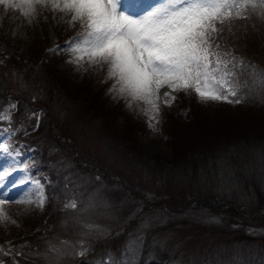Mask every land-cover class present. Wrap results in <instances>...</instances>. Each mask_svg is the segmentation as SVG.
Here are the masks:
<instances>
[{"label": "trees", "instance_id": "trees-1", "mask_svg": "<svg viewBox=\"0 0 264 264\" xmlns=\"http://www.w3.org/2000/svg\"><path fill=\"white\" fill-rule=\"evenodd\" d=\"M242 26L244 34L239 33L243 35L237 44L240 46L237 51L242 54L241 58L264 69V22L253 14L250 19L240 20L237 25H233V33L241 30ZM234 38H236L234 35L225 32L222 44L231 48L237 42L232 41ZM243 49L242 53L240 50ZM67 52L66 45L60 41L59 50L55 53L33 51L28 57L0 60V101L16 102L12 118L14 124L6 127L11 130V135L7 132L9 142L21 147L24 155L31 149L36 156L30 158V165L28 164V171L34 178L41 182L48 180L54 183V179H58L65 184L67 182L73 184L68 186L72 187L69 196H66L69 191L67 186L57 189L56 196L63 201L54 202L56 204L52 214L57 217L59 223L68 220L66 213L69 210L63 208L65 200L77 199V208H79L80 200L86 199L94 207V201L98 198L95 190L101 181L105 185L110 183L118 185L124 199L136 208V214L131 213L125 222L102 226L99 224L98 227L102 230L100 232L92 231L89 234L87 228L80 227L81 231L88 232L86 236L78 234L73 229L70 233L61 232L59 238L67 236V240L76 246L69 247L66 250L68 253L71 250L74 253V249L81 247L88 249L79 258L71 254L70 260L62 264H89L90 261L91 264H100L101 258L108 254L126 259L122 249L127 245L129 235L136 232L140 220L148 218L149 215L153 217L152 214L157 212H162L161 215L165 217L178 215L179 218L185 213L187 206L198 209L193 207V204L197 203V206L216 211L213 212L214 214L232 213L247 218L254 216L257 210L252 207V199H257V196L263 197L261 202H264V193L260 187V185L264 187V141L261 143L262 150L248 147L245 151H241L240 147H244L248 144L247 141L259 137V133L264 132V102L260 99H251L258 104V113L245 115L241 124L244 129H238L234 134L230 131L234 126L232 116L213 119L211 116L202 115V108L199 109L198 105L194 106V111L186 118L179 117L178 114L176 116L170 111L166 112L162 121L166 128L164 133L169 136L168 145L175 152L170 165L156 164L160 168L158 171L157 166L154 167L147 161L141 163L131 155L137 148L138 132L150 129L146 115L136 105L130 109L124 99L114 98V94L108 92L112 81L105 82L106 74L94 86L85 85L86 88L82 90L69 87L63 77ZM32 112L39 115L38 126L37 118L31 115ZM220 125V129H216ZM216 158L218 162L222 161L224 168L231 169V179L223 184L225 190L231 192L218 193L220 197H213L209 193L216 180L209 176L211 170L208 172L210 169L208 166L209 162H214ZM37 161L41 165L35 169ZM126 167L148 174L156 173L168 180L177 179L182 185L192 181L200 182L207 185L208 192L195 203L180 202L173 207L166 205V201L158 199L150 201L124 184L129 183L122 177L124 171L121 169H127ZM220 168L221 165L218 169H214L216 175ZM54 172H57V175L54 176ZM49 175H53L54 178L51 179ZM254 185L257 190L253 189ZM241 186H249L253 191L251 194L248 193L249 199H245L237 191ZM233 193L235 196H232ZM190 194H193L192 198L199 199L191 190ZM178 195L188 194L186 189H180ZM119 206H125L124 201ZM87 218L89 222V216ZM90 224L96 225L95 222ZM220 225L223 226L224 233L221 235L223 241L232 242L233 234L226 233L229 229L232 230V225L229 222ZM242 229L239 231H243ZM150 232L140 236L142 238L138 250L140 258L135 264H148L154 258H158L161 264H204L198 259H194L195 262L182 261L178 255L173 258L171 254L164 252L162 247L152 244ZM40 233H45V240L50 238L43 229L32 230L25 233L21 240L22 245L17 249H13L17 247V237L9 238L6 234V238L0 236V248L10 253L9 255L0 253V261L6 264L50 263L54 254L48 253L47 244L38 240L37 236ZM261 252L264 251L260 250ZM254 253L237 255L234 259L236 262L231 264H264V254H258L256 251ZM134 258L136 259L137 256ZM12 259L18 262H13ZM217 261L219 260H215L214 263L222 264L216 263Z\"/></svg>", "mask_w": 264, "mask_h": 264}, {"label": "rangeland", "instance_id": "rangeland-1", "mask_svg": "<svg viewBox=\"0 0 264 264\" xmlns=\"http://www.w3.org/2000/svg\"><path fill=\"white\" fill-rule=\"evenodd\" d=\"M137 2L144 4L146 0H137ZM254 17L258 18V15L254 14ZM70 19V15H65L59 10L54 9L51 3L36 5L35 12L29 17L23 16L19 10L8 8L0 4V60L7 61L11 58L28 57L33 51L55 53L59 50L60 41H63L66 48H68V42L82 31L80 23L70 22ZM239 21L240 20H236L232 23L233 25H237ZM240 29L241 30H237V32L234 33L236 38L232 40L233 42L237 41L236 45L230 48L237 57L242 56V54L237 51L238 47L240 48L237 44L240 41L241 35L244 34L242 31L243 26ZM234 49H236V51H234ZM240 51L243 53L244 49ZM71 59L72 55L68 51L63 77L65 78V82L67 81L69 87L74 89L77 88V90H82L86 88V86H94V84L107 73L106 67L103 69L89 67L86 62L84 68L87 69V71L78 69L75 64L68 62ZM244 78L245 76L241 75V80ZM165 90L166 89H162L161 92L163 93ZM174 95L176 99L173 101L171 107L164 106L161 101L160 114L158 116L159 123L156 124L157 130L153 131L150 128L146 131L140 130L138 132L137 148H135L134 154L131 155L139 162L142 163L143 161H147L154 167L157 166L156 164H159V166L170 165L175 151L168 145L169 136L164 133L166 128L162 121L166 112L170 111L175 115L178 114L179 117L186 118L194 111V106L198 105L199 109L202 108V115L211 116L213 119H223L224 117L232 116L234 118L233 129L230 130L232 134L236 133L238 129H244V126L241 124L242 121H244L245 115L249 113L252 115L258 113V104L251 99L245 100L239 105L224 102L203 104L198 101L194 94L179 92ZM8 101L11 102L10 100L6 102L4 100L0 101V106H4ZM6 106L7 105L4 107ZM141 107H143V105H141L139 109ZM13 124V119L11 123L8 121H0V145L9 146L7 153L0 148V173L4 171L10 173V176L6 178L4 182H0V184H2V187H0V199L7 201L3 207L9 217L8 221L0 222V236L6 238V234L9 238L17 237V247H13V249H17L19 245H22L21 240L25 236V233L31 232L32 230L37 231L38 229H43L44 232L46 231L50 236L48 240L55 237L58 238L56 241L58 243L59 240H67L68 238L67 236L59 238V234H61V232L70 233L71 229L82 236H86L89 231L83 232L79 229L82 227V223L90 224L91 222H95L96 226H99V224H101V226L105 224H117L128 220L131 213L136 214V208L124 199L118 185L111 183L105 185L104 182L101 181L99 182L97 190H95V193H98V198L94 201V207H92L91 202L86 201V199H81V205L76 209H65L63 206L65 210H69L66 213L68 220L64 223H59L57 217H54L52 214V210L56 204L54 202L63 201V199L60 200V198H57V189L58 187L64 188V186H67L69 191L66 196H69L71 195L70 190L72 187L68 186H73V184L67 182V185L58 179H54V183L48 180L41 182L34 178L28 171V164L29 159L32 157L36 158V156L31 149L24 155V151L21 147L14 146L13 143H10L8 133L3 131V129ZM220 127L221 125L216 129H220ZM21 128L23 127L21 126ZM259 134V137L247 141L248 144L244 147L241 146L240 150L245 151L248 147L262 150L261 143L264 141V132ZM9 153H11V155H9ZM221 164L222 161L219 160L218 162L216 158L214 162H209L208 166L210 168L208 172L211 170V175L209 176L216 180V183L212 185L211 191L209 192L213 197H220L218 193L223 194L225 193L224 191H226L225 186L220 181L218 182V175L214 173V169H218ZM25 165H27L26 170ZM40 165L41 163L37 161L35 169H38ZM156 168L159 171L160 168L158 166ZM13 169L15 170L13 171ZM127 169L122 168L121 171H124L122 177L128 180L129 183H124L119 178L124 184L138 194H142L141 196L143 198H147L150 201L153 199L166 201V205L170 207L180 202L195 203V201L201 200L202 196L208 192L206 190L207 185L200 182L197 183L192 181L187 185H182L180 180L177 179L172 178V180H168V178H164L156 173L148 174L130 168ZM55 175H57V172H54V176ZM45 176L47 177L48 175L46 174ZM49 176L51 179L54 178L53 175ZM22 177L25 178L27 182L18 187H12L14 183L19 184ZM66 178H68V176H66ZM32 181H38L43 188V196L46 200L43 208H38L36 206L35 201L40 193L35 190ZM103 187H106V189ZM260 187H262L261 191L264 193L263 185H260ZM100 189H103V191H100ZM180 189H186L188 195H178ZM253 189L257 190L258 188L254 185ZM190 190L197 194L199 199L196 197L192 198L193 194H190ZM55 191L56 193L54 194ZM237 191L240 192L245 199H249L248 193H253L249 186H241ZM226 192L231 191L227 190ZM232 196H235V193H233ZM262 199L263 197L260 198L258 196L257 199H252V207H255L257 212L253 214L254 216H248V218L239 217L232 213L226 215L222 213L214 214L213 212L216 211H212L211 208L208 207L197 206V203L193 204V207H197L198 209L187 206V210L182 216L180 215L179 218L177 217L178 215L165 217L161 215L162 212L153 213V217L149 215L148 218L140 220L136 232H131L132 234L129 235L128 241L134 237H140L152 231L150 232L152 244L160 248L162 247L164 252L171 254L173 258L178 255L181 257L182 261L193 262L194 259H198L202 260L204 264L214 263L215 260H219L216 263L231 264L236 262L234 259L237 255L243 253L244 255L246 253L253 255L256 251L258 254H264V252L260 253V250L264 251V249L261 248L264 247V244H261L264 242V202H261ZM29 201H31V203H29ZM75 201H77V199H75ZM123 201L125 206H119ZM64 202L68 203L70 201L65 200ZM86 216H89V222ZM11 221H15V223ZM224 222H229L232 225V230L229 229V231L226 232L233 234L234 240L232 242L228 240L223 241L221 237L224 232L223 226L220 224ZM46 226L48 227L45 228ZM173 227L175 230H173ZM240 229L243 231H239ZM37 237L38 240L46 243L45 233H40ZM141 240L142 238H140V241ZM125 246L122 252L126 259L118 255L108 254L101 258L103 264H109L110 260H128L130 257L125 254ZM139 247L140 245L137 246V251L135 253L137 258L135 261L140 258L138 251ZM10 249L12 251L11 247ZM237 249H239V251H237ZM79 250L80 249H74V252L78 253ZM71 254H73L72 250L61 259V264L66 260H70ZM76 256H78L77 258L81 257L80 255ZM12 260H14L13 262H18L16 259ZM51 261L52 260H50V262ZM0 264H6V262L0 261ZM48 264L50 263L48 262ZM89 264H91V261ZM148 264H161V262L158 258H154L150 260Z\"/></svg>", "mask_w": 264, "mask_h": 264}, {"label": "snow or ice", "instance_id": "snow-or-ice-1", "mask_svg": "<svg viewBox=\"0 0 264 264\" xmlns=\"http://www.w3.org/2000/svg\"><path fill=\"white\" fill-rule=\"evenodd\" d=\"M48 3L70 15V22L81 25L82 31L68 42L67 51L72 55L68 62L84 71L85 62L89 67H106L105 82L112 81L108 92L124 99L130 109L143 105L140 111L148 117L153 131L159 123L161 101L171 107L175 93L194 94L203 104L239 105L248 99L264 102V69L237 57L222 44L225 32L234 35L233 21L257 14L264 22V0H146L144 4L137 0H0V4L19 10L25 17L35 12L36 5ZM162 89L166 90L162 93ZM15 109L16 102L0 106V121L11 123ZM31 115L37 118L38 126V113ZM3 131L11 135L10 129ZM8 147L0 145L6 153ZM9 176L8 171L0 173V182ZM218 179L222 184L230 180V167L221 164ZM26 182L22 177L12 187ZM32 183L40 193L36 206L43 208V188L38 181ZM6 203L0 199V222L9 220L3 207ZM64 208L76 209L77 203L71 200ZM82 227L89 233L102 231L92 224L82 223ZM57 240L54 237L46 241L47 252L54 254L50 264H61L68 254L66 250L75 247L68 240ZM139 243V236L130 239L125 248L130 258L110 260L109 264H135ZM87 251L81 247L73 254L83 256ZM0 253L10 254L3 248Z\"/></svg>", "mask_w": 264, "mask_h": 264}]
</instances>
